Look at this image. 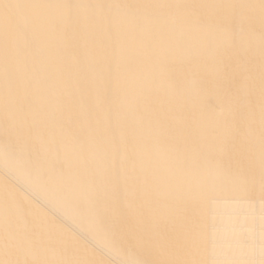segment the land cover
<instances>
[{
	"label": "bare ground",
	"instance_id": "bare-ground-1",
	"mask_svg": "<svg viewBox=\"0 0 264 264\" xmlns=\"http://www.w3.org/2000/svg\"><path fill=\"white\" fill-rule=\"evenodd\" d=\"M0 264H264V0H0Z\"/></svg>",
	"mask_w": 264,
	"mask_h": 264
}]
</instances>
